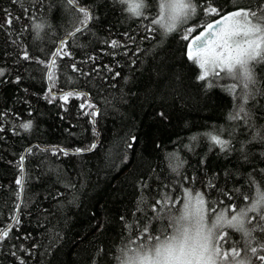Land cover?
Listing matches in <instances>:
<instances>
[{
  "label": "trees",
  "instance_id": "trees-1",
  "mask_svg": "<svg viewBox=\"0 0 264 264\" xmlns=\"http://www.w3.org/2000/svg\"><path fill=\"white\" fill-rule=\"evenodd\" d=\"M147 3V18H132L120 0H0V232L10 229L0 264H120L117 257L142 242L143 226L159 235L178 214L186 191L200 192L205 210L225 189L234 199L224 201L240 208L248 201L235 189L264 191V62L249 65L254 84L246 89L226 73L199 80L182 26L165 35L151 24L161 0ZM80 27L63 42L71 55L51 67L58 41ZM25 50L35 59H22ZM70 91L81 98L65 103L60 96ZM244 91L248 98L238 100ZM83 95L95 124L85 115L93 109H81ZM212 136L227 141L226 150ZM165 193L174 199L157 205Z\"/></svg>",
  "mask_w": 264,
  "mask_h": 264
},
{
  "label": "snow or ice",
  "instance_id": "snow-or-ice-1",
  "mask_svg": "<svg viewBox=\"0 0 264 264\" xmlns=\"http://www.w3.org/2000/svg\"><path fill=\"white\" fill-rule=\"evenodd\" d=\"M13 2H19V0H13ZM75 2L76 0H68L69 4ZM262 5H264V0H223V3H217V0H161L160 19L152 18L151 24L162 28L165 34L182 26L180 27L181 37L188 41L187 59L194 61L202 70V74L198 76L199 80H206L210 74L224 79L221 74L226 73L233 79L240 80L246 89L248 85L254 84L249 65L253 62H264V7ZM226 6H230L231 10H227ZM148 7L150 5L146 0V3L130 4L129 10L134 13L135 17L147 18L146 9ZM79 11L83 13L84 22L87 23V11L84 7H80ZM199 12H203L204 16L199 17ZM213 15L217 17L215 22L209 19ZM193 18H197V23L189 24V20ZM6 22L11 26L10 14ZM35 28L39 30L42 25L36 24ZM154 30V28H145V31ZM194 32L197 34L192 35ZM116 43L112 41L113 46ZM70 55L71 53L65 50L62 42L57 51L51 52L52 58L48 63L51 67H56V57L62 58ZM22 59L30 60L35 57H30L29 52L25 50ZM73 70H76L75 65H73ZM2 75L4 72L0 71V76ZM53 75L52 71L48 72L50 82L53 81ZM72 96L81 98L82 94L70 91L61 95L60 99L67 103L69 97ZM241 97L246 100L248 93L244 91L236 98L239 100ZM52 99L56 97L52 95ZM83 100L85 102L81 103V109H93L85 115L93 118L92 123L95 124L94 118L97 116V111L93 104L87 103L86 95H83ZM239 111L245 113L247 118L242 105ZM236 115L238 114H233L230 118H236ZM21 127L28 131L32 125L26 122ZM211 138L215 144L221 146L222 151L226 150L227 141L217 136ZM132 139L135 142L136 138L132 137ZM96 147L97 145L92 143L90 147L76 149V152L91 151ZM128 147L131 148L132 144ZM53 151H63V149ZM24 159L23 156L20 158L21 173L20 178L16 180V184L21 187V194L25 186ZM261 187L264 188V184H261ZM235 191L245 196L248 201L245 207L228 205L223 197L227 195L230 200L234 198L225 189L221 191L220 199L215 202L209 200L207 210H205V198L200 192L186 191L187 201H181L183 207L177 209L178 214L168 217V223L162 224L159 235L156 234L154 227L143 226L145 236L142 242L135 250L126 248L122 256L117 257L120 264H256V261L264 264V235L259 239L254 235L257 231L264 234V191H260L256 197L242 189H235ZM169 199H174V197L165 193L163 198L158 195L155 203L163 205ZM213 203L224 205V210L230 215H225V211H220L213 206ZM16 207L19 208L20 205ZM218 211H220L219 215H217ZM250 213H255V215H249ZM13 219L19 223L18 216ZM169 228L172 229L171 232ZM228 228L240 232L242 239L236 240L227 231ZM9 231L10 229H6L0 232V242L10 238Z\"/></svg>",
  "mask_w": 264,
  "mask_h": 264
},
{
  "label": "clouds",
  "instance_id": "clouds-1",
  "mask_svg": "<svg viewBox=\"0 0 264 264\" xmlns=\"http://www.w3.org/2000/svg\"><path fill=\"white\" fill-rule=\"evenodd\" d=\"M121 3L125 6L128 15H129L130 17H132V18H135L134 13H132V12L129 10V5L132 4V3H146V0H121ZM164 34H165V33H164ZM165 35H167V34H165Z\"/></svg>",
  "mask_w": 264,
  "mask_h": 264
},
{
  "label": "water",
  "instance_id": "water-1",
  "mask_svg": "<svg viewBox=\"0 0 264 264\" xmlns=\"http://www.w3.org/2000/svg\"><path fill=\"white\" fill-rule=\"evenodd\" d=\"M80 29H81V27L78 28V29H76L72 34L63 37L60 41H58V46H59L62 42H66V41L70 38L71 35H73L74 33L78 32L77 30H80ZM58 46H57V48H58ZM57 48L55 49V51H57ZM8 228H9V226H8L6 229H8ZM6 229H4V230H6Z\"/></svg>",
  "mask_w": 264,
  "mask_h": 264
},
{
  "label": "rangeland",
  "instance_id": "rangeland-1",
  "mask_svg": "<svg viewBox=\"0 0 264 264\" xmlns=\"http://www.w3.org/2000/svg\"><path fill=\"white\" fill-rule=\"evenodd\" d=\"M192 35H194V33Z\"/></svg>",
  "mask_w": 264,
  "mask_h": 264
},
{
  "label": "bare ground",
  "instance_id": "bare-ground-1",
  "mask_svg": "<svg viewBox=\"0 0 264 264\" xmlns=\"http://www.w3.org/2000/svg\"><path fill=\"white\" fill-rule=\"evenodd\" d=\"M49 71V70H48Z\"/></svg>",
  "mask_w": 264,
  "mask_h": 264
}]
</instances>
